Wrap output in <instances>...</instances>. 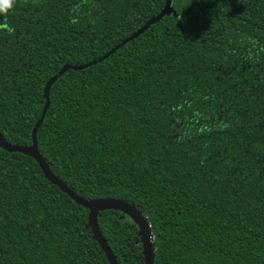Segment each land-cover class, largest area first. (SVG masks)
Wrapping results in <instances>:
<instances>
[{
    "label": "trees",
    "instance_id": "obj_1",
    "mask_svg": "<svg viewBox=\"0 0 264 264\" xmlns=\"http://www.w3.org/2000/svg\"><path fill=\"white\" fill-rule=\"evenodd\" d=\"M166 1L0 6V136L31 146L45 84L96 61L48 88L34 138L49 173L134 206L153 264H264V0H169L126 40ZM87 216L0 148V264H109ZM95 221L116 264H142L126 214Z\"/></svg>",
    "mask_w": 264,
    "mask_h": 264
},
{
    "label": "water",
    "instance_id": "obj_2",
    "mask_svg": "<svg viewBox=\"0 0 264 264\" xmlns=\"http://www.w3.org/2000/svg\"><path fill=\"white\" fill-rule=\"evenodd\" d=\"M168 4H169V0L166 1L164 9L156 18L148 21L141 29H139L136 33H134L131 37H129L126 40H131L132 38L137 37L148 24L157 21L163 15H167L170 12V10L168 8ZM123 43H121L120 45H122ZM120 45H116L113 49H111L102 58L107 57L110 53H112ZM102 58L98 59L97 61H100ZM95 62L96 61L91 62V63L86 64V65H83L81 67L64 66L58 71L56 76H53L45 84V87L43 89V97L45 99V106H44V109L42 111V114H41L39 120L36 122L32 132H31V146L23 147V146L10 145L7 142H5V140L0 136V148L3 150L9 151V152H18V153H21V154H24V155H27V156L33 158L36 161V163L38 164V166L40 167L44 177L48 181H50L52 184L57 186L62 192L67 194L74 202H76L77 204H79V205H81L87 209V211H88L87 224H88L90 231L92 233V237L95 240V242L99 245L101 251L103 252V254H104V256H105V258L109 264H116V262L112 256L109 248L105 244L103 238L99 234V232L97 230V224L95 221L96 213L98 211H101V210L120 211V212L126 214L131 219V221L135 224V227L138 230V234H139L141 254H142V264H153L151 237H150V233L148 230V225H147L144 217L138 213V211L134 208V206H132V205H130L124 201L115 199V198H104V199H97V200H91V201H85V200L79 198L74 193H72V191L69 188H67L62 182L57 180L55 177H53L49 173L43 159L40 157V155L38 154L37 149H36V143H35L34 135H35L36 128L38 127V125L40 124V122L42 120L45 108L47 107V104H48L47 92H48V88H49L50 84L55 80L56 77H58L64 70H66L68 68L81 69V68H84V67L89 66L91 64H94Z\"/></svg>",
    "mask_w": 264,
    "mask_h": 264
},
{
    "label": "snow or ice",
    "instance_id": "obj_3",
    "mask_svg": "<svg viewBox=\"0 0 264 264\" xmlns=\"http://www.w3.org/2000/svg\"><path fill=\"white\" fill-rule=\"evenodd\" d=\"M11 0H0V6L6 7L10 4Z\"/></svg>",
    "mask_w": 264,
    "mask_h": 264
}]
</instances>
